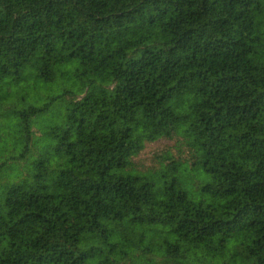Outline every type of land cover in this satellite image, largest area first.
<instances>
[{"label":"trees","instance_id":"obj_1","mask_svg":"<svg viewBox=\"0 0 264 264\" xmlns=\"http://www.w3.org/2000/svg\"><path fill=\"white\" fill-rule=\"evenodd\" d=\"M29 71L72 84L5 115L21 155L59 108L0 177V264H264V0H0V112ZM159 138L184 158L138 164Z\"/></svg>","mask_w":264,"mask_h":264},{"label":"rangeland","instance_id":"obj_2","mask_svg":"<svg viewBox=\"0 0 264 264\" xmlns=\"http://www.w3.org/2000/svg\"><path fill=\"white\" fill-rule=\"evenodd\" d=\"M71 84L72 81L70 78L63 80L56 79L50 83L39 79L37 80L34 78L31 71L25 72L19 79L6 80L1 84L4 93L2 95L5 96L3 103L8 105L6 106V109L1 110L0 112V123L1 125L3 124V128L0 127V141L3 140V142H0V154L6 153L7 156L5 163L2 164V161L0 160V177L10 173L11 177H14L15 175L21 178L26 177L30 172V164L41 155L43 147L46 144L42 136L43 130L57 122L56 116L59 110L57 107L58 103L53 104L50 106L47 113L40 115L41 117L39 118L38 124L31 129L35 135L34 137H31L28 149L20 155L19 152L14 149L11 129L7 124V118H5V115L11 112L9 108L14 104H16L14 110H24L28 106L35 105L44 106L48 102V97L70 90ZM101 84L104 89H110L113 86L112 81L108 78L102 79ZM6 125H8L7 128H5ZM37 128L40 129V131ZM34 138H37V140L40 141L35 144L36 141H34ZM180 146L181 144L177 138H159L147 143L143 149L139 151L135 161L145 167L155 168L160 161H165V153L183 159L184 152L182 150H177Z\"/></svg>","mask_w":264,"mask_h":264}]
</instances>
